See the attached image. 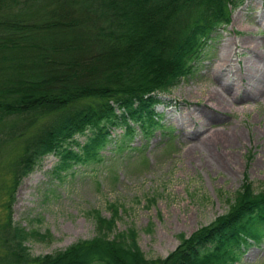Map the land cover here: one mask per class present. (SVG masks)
<instances>
[{
  "label": "trees",
  "instance_id": "trees-1",
  "mask_svg": "<svg viewBox=\"0 0 264 264\" xmlns=\"http://www.w3.org/2000/svg\"><path fill=\"white\" fill-rule=\"evenodd\" d=\"M244 1L0 0V161L18 148L5 165L0 264H235L263 241L264 188L247 177L226 212L154 259L134 229L115 232L117 207L108 218L95 211L91 238L40 255L27 241L45 235L11 217L18 184L45 156L56 157L52 173L61 177L100 165L105 150L129 158L137 137L170 132L160 95L194 74Z\"/></svg>",
  "mask_w": 264,
  "mask_h": 264
},
{
  "label": "rangeland",
  "instance_id": "rangeland-1",
  "mask_svg": "<svg viewBox=\"0 0 264 264\" xmlns=\"http://www.w3.org/2000/svg\"><path fill=\"white\" fill-rule=\"evenodd\" d=\"M195 68L160 95L156 109L170 132L137 137L140 149L129 158L105 150L100 165H77L61 177L52 173L56 157L49 154L22 178L11 217L45 235L27 241L33 255L91 238L95 211L108 218L117 207L115 232L132 228L145 257H165L180 234L226 212L245 177L264 188V1L232 9ZM17 149L0 161L1 218L11 180L5 165ZM235 264H264V239Z\"/></svg>",
  "mask_w": 264,
  "mask_h": 264
}]
</instances>
